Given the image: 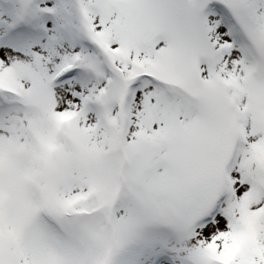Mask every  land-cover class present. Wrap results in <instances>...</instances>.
<instances>
[{
  "label": "snow or ice",
  "instance_id": "1",
  "mask_svg": "<svg viewBox=\"0 0 264 264\" xmlns=\"http://www.w3.org/2000/svg\"><path fill=\"white\" fill-rule=\"evenodd\" d=\"M0 264H264V0H0Z\"/></svg>",
  "mask_w": 264,
  "mask_h": 264
}]
</instances>
